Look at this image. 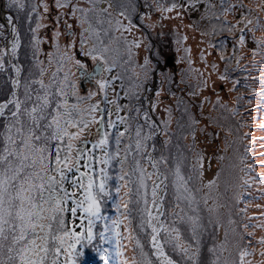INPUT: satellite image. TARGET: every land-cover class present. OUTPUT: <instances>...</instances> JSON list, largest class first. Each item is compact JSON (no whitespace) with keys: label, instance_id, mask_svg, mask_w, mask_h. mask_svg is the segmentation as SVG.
I'll use <instances>...</instances> for the list:
<instances>
[{"label":"rangeland","instance_id":"1","mask_svg":"<svg viewBox=\"0 0 264 264\" xmlns=\"http://www.w3.org/2000/svg\"><path fill=\"white\" fill-rule=\"evenodd\" d=\"M23 2V9L8 8L6 0L5 9H0V26H3L0 27V60L4 65L0 72L7 68L10 83L9 88L7 82L2 85L0 101L13 100V81L18 75L15 65L22 70L20 89L15 94L22 102L20 120L27 127L30 120L25 109L42 103L37 96L49 92L50 103L43 113L44 118L36 126V134L52 136L54 127L47 128V125L56 114L57 103L65 99L59 94L63 87L69 107L79 104L85 109L83 119L90 121L83 131L75 126L68 127L69 132L79 131L80 134L72 140L73 160L64 169L63 184L68 182L67 189L71 188L72 197L83 201L84 189L79 184L87 185L88 181L82 182L73 169L74 154L79 139L91 127L93 139L80 166L93 176V192L97 191L101 178H106L107 191L98 197L101 218L92 226L96 239L91 245L77 244V249L83 253L73 257L78 264H104L97 247L110 255L114 264H122L123 260L127 264H141L142 251L153 263L160 264L152 248L151 227L141 226L144 194L147 193V207L151 209L154 188L162 189L158 203L159 221H163L168 229H178L180 243L188 248L187 253L181 252L168 242V234L161 230L159 239L164 251L176 264H213L217 257L220 264L225 260H238L237 241L241 247L256 249L252 256L245 257L246 261L256 264L264 260L257 243L258 237L264 235V227H256L264 224L261 220L264 217V183H261L264 178V128L261 127L264 125V96H261L264 91V47L253 39V35L264 38V29L250 31L255 24L253 19V25L244 30L245 41L241 45L239 37L243 22L232 28L249 8L252 9L249 18L259 16L264 24V10L257 8L258 4L264 6V0H70L62 8L56 6L57 0ZM60 2L64 3V0ZM173 2L178 6L170 12L157 8V4L170 6ZM44 4L48 5L47 11ZM33 5L37 6L36 11H32ZM72 5L94 6V10L87 13L91 24L80 23L79 9L75 16L71 15ZM226 8L229 9L227 12L224 11ZM8 13L14 17L11 22L7 19ZM67 25H71L73 36H66ZM89 28L91 30L85 31ZM81 34L86 40L83 46ZM17 38L19 44L13 52L16 58L12 65L9 63V41L12 39L13 49ZM36 39L39 40L38 47H34ZM134 40L139 44H131ZM73 43L74 47H70ZM104 46L108 49L104 53L106 60L114 65L100 78L109 81L108 86L103 89L94 86L84 94L74 64L79 59H74L72 53L78 49L83 57L94 61L86 52L91 47ZM253 49H257L255 54ZM66 53L71 59L64 56ZM169 55L171 66H166ZM222 56L226 58L222 59ZM145 58L149 61L147 66ZM66 73H71L67 80L64 79ZM222 76L227 78L221 79ZM41 80L45 85L43 88L37 83ZM205 82L207 86H204ZM89 92L96 95L88 99ZM26 94L30 98L26 99ZM77 97L85 99L78 101ZM90 100L92 104L99 102V108L104 109L103 134H108L107 144H97L95 148L93 142L103 136L99 131L95 132L101 114L96 111V119L92 121L88 114ZM8 108L0 119V155L6 143L5 126L15 123L11 115L16 110L14 104L10 103ZM60 111H64L63 104ZM72 116L79 118V113L73 110ZM138 126L139 136L136 134ZM137 140L140 141L139 148ZM67 143L68 137L62 141L47 140L53 169L57 147L63 157ZM105 154L110 160L102 162ZM89 156L93 159L87 163ZM201 156L203 158L199 159ZM10 159L15 160V157ZM89 163L91 167L86 166ZM177 168L182 181L178 179ZM51 174L60 179L54 170ZM71 175L77 178L76 182L68 181ZM209 181L214 183L209 184ZM64 203V230L76 232L71 218V201L66 203L65 198ZM190 217L198 218L195 235ZM60 219L58 215L57 220L51 222L52 235L61 232ZM86 228L84 225L76 233L84 232ZM100 234L107 239L101 240ZM49 247L55 248L56 242L50 240ZM64 251L62 248L58 264H64L67 258ZM52 258L54 253L49 252V264Z\"/></svg>","mask_w":264,"mask_h":264},{"label":"snow or ice","instance_id":"2","mask_svg":"<svg viewBox=\"0 0 264 264\" xmlns=\"http://www.w3.org/2000/svg\"><path fill=\"white\" fill-rule=\"evenodd\" d=\"M92 2V0H90ZM70 3V0H64V3H61L60 0H57L56 6L62 8L65 4ZM15 6L17 9H23L25 4L23 0H8L7 7L12 8ZM111 6V5H109ZM178 5L172 3L170 6H164L163 4H157V8L162 12H170L172 9L176 8ZM36 5L32 6V11H36ZM134 7V6H133ZM235 7V6H230ZM243 7V5H241ZM257 8L264 10V6L258 4ZM45 11L48 10V5L44 4ZM82 14L80 23L83 24L88 22L91 24V21L87 19V13L94 10L93 8H83L80 5H72L71 15H76V10ZM229 9H224L227 12ZM252 9L249 8L247 14L241 15V19L236 21V24L232 28H236L240 25L241 22L244 24V28L240 29L241 35L239 37V43L243 45L245 41L244 30L248 28L249 25H253V19L255 20L254 26L249 29L253 33L257 28L264 29V24L261 23L259 16L254 18H249ZM123 15V13H121ZM9 22H11L12 17L9 15L7 17ZM59 19V18H58ZM119 24L120 22L117 21ZM131 24V19L129 18V25ZM129 25H123L128 27ZM2 27V26H0ZM37 27L41 25L37 24ZM71 34V25H67ZM15 31V29H13ZM85 29V31H89ZM232 29H229L231 31ZM59 35V33H57ZM187 39V37H184ZM253 39L258 45L264 47V38H257L253 35ZM81 46L86 43V40L81 34L80 40ZM19 40L13 43V52L15 53L16 48L18 47ZM131 44L138 45L139 41H131ZM39 40L36 39V44L34 47H38ZM59 44H57V48ZM74 47V43L70 45ZM83 50V49H82ZM107 47H91L86 52V55L91 56L93 60H97L96 67L89 71L87 64L81 60H76L75 63L80 70L81 74L85 77H94L101 75L104 71H111L113 64H109L106 60L104 53L107 51ZM257 49H253V53ZM51 55V54H49ZM68 59H71L70 54H64ZM63 58V57H62ZM225 59L226 57H221ZM149 63L148 59L145 58V66ZM3 61L0 60V68H3ZM16 68L17 74H19L20 69ZM213 68L216 67L215 64L212 65ZM59 70V69H58ZM43 72V69H41ZM71 73H66L64 79L67 80L68 76ZM55 76V74H54ZM226 76H222L221 79H226ZM41 87H45L43 81H37ZM109 81L100 79L98 85L100 88H106ZM14 85H18L19 81L14 80ZM207 86L206 82L205 85ZM27 87V86H26ZM60 96L65 97L64 100L60 101L56 105V114L52 116L50 123L47 125V128H53L54 131L52 136H48L47 133H42V135L36 134V126L39 125L41 119H43V113L49 106L48 97L51 93L46 92L43 96H37V100L42 101L39 105H33L31 109H25L28 113L30 124L25 127V124L20 120L21 105L22 102L15 97L13 93V100L10 103H13L15 106V111L11 113L12 117L15 120L14 124H7L5 126V147L3 149V154L0 155V264H49V252L54 253V258L51 259L50 264H58V257L61 254L62 248L65 249L64 255L67 257L64 261V264H78V261L73 258L76 255H83V253L77 249V244L83 243L84 245H91L96 239V233L93 231L94 221L101 218V200L100 197L104 194L107 189L105 185V177H102L99 186L96 192H93L94 188V178L90 173H81L82 177H85L88 181L87 185L83 183L79 184V187L84 189L83 201L76 200L75 203L78 208L82 209L85 215L80 217L81 221L85 218L88 219V225L84 232L76 233L74 231L64 230V221L62 214L66 211L64 208L65 198L68 196L67 191L63 188V181L65 178L64 169L68 168L72 164L73 157L71 155L72 149L74 147L72 140L77 138L80 132H69V126H75L80 131H83L88 127L90 121L83 119L85 109L79 107V104H73L69 107L68 101L66 98V93L63 90V87L59 89ZM95 92H89L88 99H91L92 96H95ZM106 95V94H105ZM159 95V93H157ZM261 96H264V91L261 92ZM30 97L26 94V99ZM85 99V97H77L78 101ZM207 99V97H205ZM220 98L217 97V100ZM7 103L0 104V115H2L7 108ZM61 104L64 106V111L61 112ZM90 111L89 115L92 116V121H95V113L99 110V102L91 104L88 106ZM79 113V118H73L72 111ZM147 117V113L144 114ZM118 119H123L118 117ZM102 122V121H101ZM195 122V121H194ZM111 125V121H109ZM81 125L83 127H81ZM264 128V125H261ZM137 136L140 135L139 126L137 127ZM123 135V134H121ZM193 139H195V132L192 133ZM247 135V134H245ZM65 137H68V143L65 148V154L63 157L60 155L61 149L57 147L56 157H55V168H52L51 155L47 146L48 139H56L62 141ZM108 134L105 132L100 140L93 142V148L100 145H106L108 142ZM84 144H87L88 141H83ZM137 147H140V141L136 142ZM117 145H119V137L117 138ZM86 148L77 149V155L75 157L77 163L84 156ZM116 155H119L117 151ZM10 157H15V160L10 159ZM203 157H199L202 159ZM93 157L89 156L88 160L91 161ZM110 160V157L105 154L104 160L102 162H107ZM75 166V165H73ZM86 166L91 167V164ZM55 171L58 173L60 179L57 180L55 175H52L51 172ZM104 170L101 169V173ZM202 174V173H201ZM177 176L179 180H183V177L179 175V168H177ZM123 180V176L120 177ZM143 183V180L141 181ZM214 183V181H209V184ZM261 183H264V178H261ZM177 188H180V185H177ZM63 191V195H61ZM120 189L117 188V192ZM144 204L145 207L142 210V219L141 226L145 224L151 227L152 236L151 243L152 248L155 249L156 257L160 258V264H176L170 256L164 251L163 242L158 238L161 230L165 231L168 234V242L172 243L174 247L179 248L181 252L187 253L188 248L184 247L179 240V230L172 228L168 229L165 227L163 221H159V226L157 223H154L158 219L154 215L152 209L147 207L148 201L146 199L147 193L144 194ZM153 196V206L158 207L156 201V190L155 188L152 191ZM191 196V194H189ZM194 199V197H191ZM179 199V197H178ZM77 207L71 209L73 217H75L77 212ZM119 207H126V205H119ZM47 214V215H46ZM60 215L61 219L59 224L61 227V232L56 235H52V221L57 220V216ZM190 220L193 221V235L196 233L195 221L198 218L190 217ZM44 221H48L45 223ZM117 223L116 221L113 222ZM83 226V223L81 225ZM245 228L248 225H244ZM256 227H264V224L256 225ZM108 231V226L105 225V232ZM43 232L44 235H40ZM254 233H248V235H253ZM119 236V233H116ZM72 239L69 240L68 238ZM242 238V237H241ZM100 239L105 240L103 234H100ZM55 241L56 247L50 248L49 241ZM136 243L139 245V238H137ZM257 243L260 245L259 254L261 257H264V235L259 236ZM251 244V241H249ZM142 248V246H141ZM236 248L238 252V260H225L224 264H252V261H246L245 257L252 256L256 249H249L248 247H241L239 241L236 243ZM75 250V251H74ZM96 251L100 254L101 259L104 264H114L110 255H106L104 250L97 247ZM215 251V249H212ZM143 257L141 264H153V261L148 258L147 253L141 252ZM122 264H127L126 260H123ZM213 264H220V258L217 257ZM256 264H264V260L256 262Z\"/></svg>","mask_w":264,"mask_h":264},{"label":"flooded vegetation","instance_id":"3","mask_svg":"<svg viewBox=\"0 0 264 264\" xmlns=\"http://www.w3.org/2000/svg\"><path fill=\"white\" fill-rule=\"evenodd\" d=\"M65 27V25L63 26ZM73 30H71V34H70V30L69 32H67L66 36L67 37H70V36H73ZM74 55V59L77 58L81 61H83L84 63L87 64V67H88V70L89 71H92L96 65H97V60H94V61H91V60H87L85 57H83L82 55V52L78 49H74V52L72 53ZM168 57V56H167ZM75 66L77 67L76 63H74ZM77 71H78V74H77V79H78V84L80 86V89L82 90V92L85 94V93H88V91L93 88L94 86L97 88L98 84H97V81L103 76L105 75V72H103L101 75L99 76H94V77H85L81 74L80 70L78 69L77 67ZM87 95V94H86ZM90 103L92 104L91 100H90ZM99 112L101 114L99 120L101 119H104V109L103 108H99ZM99 129L97 128V126L95 127V132H97ZM92 127L91 128H88L87 131L85 132V134L82 136L83 137H86L88 140H89V143L92 142ZM98 133V132H97Z\"/></svg>","mask_w":264,"mask_h":264},{"label":"trees","instance_id":"4","mask_svg":"<svg viewBox=\"0 0 264 264\" xmlns=\"http://www.w3.org/2000/svg\"><path fill=\"white\" fill-rule=\"evenodd\" d=\"M3 27V26H2ZM2 31H4V28H3V30ZM6 37V36H5ZM5 82H7V86H8V88H9V86H10V83L8 82V80H7V68H6V71L5 72H0V92H1V90H2V85H4L5 84ZM2 93V92H1ZM0 93V94H1ZM12 97V96H11ZM1 99V98H0ZM59 97H58V99H57V101H59ZM3 101V100H2ZM2 101H0V103L2 102ZM55 103H53L52 105H54ZM9 109V108H8ZM10 111V110H9ZM9 111H7V112H9ZM45 121V120H44ZM74 172H72V174H73ZM68 181H71V182H76L77 181V178L76 177H74L73 175H71V177H69V179H68ZM63 185H65L64 186V188H65V190L67 191V193H68V196L66 197V203H67V201L68 200H70L71 201V209L72 208H74V207H77V205H76V203H75V201H76V199L74 198V197H72V195H71V188L70 189H67L68 188V182H65ZM64 193H63V191H61V195H63ZM70 196V197H69ZM254 196V195H253ZM255 197V196H254ZM69 198V199H68ZM65 202V201H64ZM64 205H65V203H64ZM63 205V206H64ZM83 215V212H82V209H80V208H78L77 207V212H76V215H75V217H73V214H72V211H71V218H72V224H73V227L75 228V231L76 232H78V229H80V228H83L81 225H82V223H83V226L84 225H88V222H87V219L85 218L84 220H83V222L81 221V219H80V217ZM261 220H264V217H262L261 218ZM153 264H156L155 262L153 263Z\"/></svg>","mask_w":264,"mask_h":264},{"label":"water","instance_id":"5","mask_svg":"<svg viewBox=\"0 0 264 264\" xmlns=\"http://www.w3.org/2000/svg\"><path fill=\"white\" fill-rule=\"evenodd\" d=\"M4 1L5 0H0V8L3 10L4 9ZM3 18V17H2ZM3 21H5V19L3 18ZM9 28V26H8ZM9 55H10V61H13V58H12V52L11 50L9 49ZM210 98H208V101H209ZM102 121V120H101ZM100 121V125H99V130H100V134L102 135L103 134V122ZM83 141H88L87 139H82L79 141V143L76 145V152H75V155H74V158L76 157L77 155V149H80V148H87V144H84ZM80 163H81V159L79 160V162L77 163L76 159H75V162H74V169L77 171V173L80 175L81 177V180L83 182L87 181V179L85 177H82L81 176V173H86L81 167H80ZM154 254H155V249H154ZM156 256V255H155ZM158 258V257H157Z\"/></svg>","mask_w":264,"mask_h":264},{"label":"bare ground","instance_id":"6","mask_svg":"<svg viewBox=\"0 0 264 264\" xmlns=\"http://www.w3.org/2000/svg\"><path fill=\"white\" fill-rule=\"evenodd\" d=\"M11 43H12V40L10 41V45H11ZM16 86H17V85H15V87H16ZM4 103H5V102H2V103H0V104H4ZM158 182H160L159 179H158ZM155 184L157 185L156 182H155ZM155 190H156V193H157L156 201H157V205H158V203H159L160 200H161V195H162L161 190H162V189H160V191H157V189H155ZM151 209H152L154 215L158 217V219L155 220L154 223H157V225L159 226V216H160V213H161V212H160V210L158 209V207H154V206H153V203H152V207H151ZM158 259H159V261H160V258H158Z\"/></svg>","mask_w":264,"mask_h":264}]
</instances>
